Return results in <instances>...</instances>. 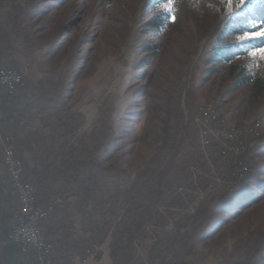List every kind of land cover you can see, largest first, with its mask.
<instances>
[{
    "label": "rangeland",
    "instance_id": "1",
    "mask_svg": "<svg viewBox=\"0 0 264 264\" xmlns=\"http://www.w3.org/2000/svg\"><path fill=\"white\" fill-rule=\"evenodd\" d=\"M148 2L0 0V25L20 67L14 71L27 80L34 95L50 97L55 91L63 94L76 116L66 136L54 127L53 121L46 126V116H38L32 109L23 135L31 129L51 146L67 142L76 150V160L85 165L81 170L85 185L81 186L66 185L59 172L51 173L45 187L49 203L43 204L39 199L38 207L54 204L60 198L62 204L46 221L57 217L70 228L72 237L64 248L74 241L71 260L77 262V257H83L80 252L84 248L83 251L94 253L97 261L92 264L101 260L106 264L105 257H110L115 249L113 229L103 238L99 229L88 227L85 213L78 209H92L97 202L94 189L91 197L85 193L90 173L97 172V185L104 194L129 189L138 178H142L138 188L143 192L149 185L156 189L152 179L144 175L156 168L165 176L164 198L153 204L168 223L165 228L154 223L145 226L134 242L128 264H152L149 254L164 231L174 233L176 217L194 216L198 210L209 216L214 214L215 220L201 217L183 227L181 232L187 234L192 254L185 257L173 247L165 264H224L230 257L235 261L251 258L260 262L262 254L249 235L264 224V194L253 186L252 199L243 190L250 171L247 164L252 159L264 164V92L257 94L247 85L233 89L235 78L227 68L208 71L207 36L211 29L205 20L216 16L218 0L177 6L175 21L168 25L164 36L156 34L150 41L156 52H151L150 57L138 52V46L149 40V29L140 32L151 19ZM11 6L24 10L20 13V30L12 22L14 15L9 16ZM145 63L146 70L142 71ZM176 86L184 89L180 105L185 117L175 129L172 146L161 150L162 129L170 105L166 92L176 90ZM6 93L11 96L13 92ZM16 106L17 110V103ZM2 131L0 127V134L9 137ZM16 142L11 138L12 147ZM0 147L4 159L1 143ZM36 153L46 156L37 144L32 149L25 148L23 163L27 171L34 166ZM148 179L150 183L146 185ZM261 179L264 181V174ZM29 180L38 196L35 180ZM240 193L244 197L236 212L230 215L223 211L220 201L228 197L231 204ZM99 206L97 212L102 210ZM58 210L67 216L60 212L57 215ZM97 212L95 221L99 220ZM210 223L211 229L200 235ZM184 224L182 221L181 226ZM156 264L163 262L157 259Z\"/></svg>",
    "mask_w": 264,
    "mask_h": 264
},
{
    "label": "trees",
    "instance_id": "2",
    "mask_svg": "<svg viewBox=\"0 0 264 264\" xmlns=\"http://www.w3.org/2000/svg\"><path fill=\"white\" fill-rule=\"evenodd\" d=\"M201 0H174V4L169 5L168 0H149V13L152 12L151 19L146 22L140 32H145V29H149L148 44L138 46V52L142 53L145 57H150V53H155L156 46H152L150 42L152 37L156 34L164 36L168 25L172 22V17H175V11L177 6L183 3H189L195 6ZM219 5L215 9L216 16H208L205 23L211 33L207 36L209 58L206 61L209 67V72L214 73L220 69L227 68L228 71L234 76L235 83L233 89L240 86L247 85L252 89L254 88L257 94L264 92V59L252 57L250 53L261 47H264V38H245L247 34L258 30L259 27L264 26V0H246L241 4L240 0H218ZM29 8V7H28ZM27 8V10H28ZM36 9L37 7L31 6ZM1 10V8H0ZM26 10V13H27ZM13 24L20 30L19 25L21 23L20 13H23V9L20 6L10 7ZM10 41L7 38L6 32L3 31L0 25V71L3 70H18L20 67L15 61L10 46ZM146 60V58H145ZM147 60H149L147 58ZM147 63L141 65L142 71L146 70ZM262 66V67H261ZM182 81L180 80V83ZM168 89L166 97L170 99L169 110L167 114V122L162 129L163 142L161 150L168 149L172 146L175 129L179 128L182 123L185 113L184 108L181 107L180 101L184 95V89L176 86V90L172 91ZM193 89H190L192 94ZM29 87L27 80L22 78L20 85L16 87V90L11 94V98L18 104V109L13 115L4 123H0V127L6 136L17 140L13 147L18 157L25 163L23 157L25 148L32 149L35 144L39 145V150L45 152V157H40L39 154H34L33 161L34 166L28 171L25 169L24 179L28 182L29 178L35 180L34 184L37 188L38 206L41 203H49V195L45 189L48 180L51 178L49 175L54 172H59L64 178L66 185H85L82 184L81 170L85 168V165L76 160V150L70 148L65 143H55L54 145L48 144L46 139H42L37 133L29 129L24 134L25 127L30 120V111L34 109L38 116H46L45 125L54 122V127L59 131H64L65 135L71 131L70 123L75 122V117L71 113L64 100L63 94H57L55 91L53 96L43 97L42 94L34 95ZM174 99V100H173ZM173 100V101H172ZM37 101V102H36ZM177 106V107H176ZM177 108V110H176ZM174 116V124H172V114ZM49 123V124H48ZM51 127V126H50ZM174 127V129H173ZM21 135L24 139L21 140ZM2 148L0 147V152ZM262 155L264 156V146L261 147ZM247 164V163H246ZM25 165V164H24ZM249 172L246 176L245 189L243 190L246 197H252L253 186L255 190L264 194V181L261 179V175L264 174V164L259 163L257 160L252 159L247 164ZM57 173V175H60ZM145 177L152 179V184L156 186L144 187L143 192H140L141 188H138L139 182L142 178H138L136 182H133L129 189H117L113 193L104 194L99 190L97 185V172L92 171L89 175V184L85 193L91 197L93 189L98 194L96 204L91 208L81 209L79 211L84 214L85 221L88 227H94L102 232L103 238L107 236L110 230L113 229V238L115 240V249L110 253V258L113 264H128L132 260V253L134 250V242L143 234L145 226L147 224H158L160 227L165 228L168 220L164 214L157 210L154 204H158L163 201V183L164 174L157 172L156 168L147 170L144 173ZM0 178H5L2 182L3 190L8 193L15 205L10 208V214L13 221V227L16 226V215L19 211L17 202V194L10 181L9 174L4 167L3 157L0 154ZM150 183L149 179L146 183ZM86 188V186H85ZM135 195L133 199L132 195ZM243 194H237L235 199L230 204L229 198H223L220 201L223 211L232 215L236 212L238 203L243 199ZM39 199L41 203H39ZM154 203V204H153ZM99 205L102 206L101 212ZM173 205V204H171ZM124 208V211L122 210ZM5 203L0 198V224L2 220ZM64 216L68 213L58 210ZM99 213V220L95 221V213ZM209 218L211 222L215 220V215L210 216L205 214L203 210H198L194 216H184L180 218L176 217L174 222V233H167L164 231L163 236L157 242L156 247L152 249L149 254V261L152 264H156L157 259H161L165 264L166 257L170 256L171 249L178 248L185 257L192 254L188 244L190 240L187 234L182 233V228L189 227L193 220L199 218ZM182 221L185 222L184 226H181ZM68 225V224H66ZM41 229L46 236L48 242L53 246V260L54 264H69L73 255L72 246L75 245L71 240L70 247L65 249L63 246L69 243V227L66 228L63 220H58L57 217L51 218L45 221L41 225ZM211 229V223L208 224L203 230L202 234H206ZM85 230V229H84ZM64 231V232H63ZM88 232V230H85ZM250 239L254 242L257 252L262 254L260 262L247 259L245 261H235L231 257L224 261V264H264V224L259 225L250 233ZM159 247L161 248L158 252ZM84 249V248H83ZM81 250V256H85V250ZM83 251V252H82ZM79 254V255H80ZM223 264V263H222Z\"/></svg>",
    "mask_w": 264,
    "mask_h": 264
},
{
    "label": "built area",
    "instance_id": "3",
    "mask_svg": "<svg viewBox=\"0 0 264 264\" xmlns=\"http://www.w3.org/2000/svg\"><path fill=\"white\" fill-rule=\"evenodd\" d=\"M21 81V74L14 70L0 71V86L10 93L16 90ZM0 141L1 146L3 145L4 167L17 194L19 206L15 217L16 226L10 233L9 240L18 245L23 253H31L38 264H54L53 247L44 235L41 225L54 213L56 206L62 204V200L58 198L54 204L39 208L36 189L32 183L24 179L25 166L12 147L11 138L0 134ZM76 260L80 264H92V261H97L89 249L85 251L84 257H77ZM75 262L71 260L69 264Z\"/></svg>",
    "mask_w": 264,
    "mask_h": 264
},
{
    "label": "crops",
    "instance_id": "4",
    "mask_svg": "<svg viewBox=\"0 0 264 264\" xmlns=\"http://www.w3.org/2000/svg\"><path fill=\"white\" fill-rule=\"evenodd\" d=\"M16 107V103L13 102L6 93V90L0 87V123L6 122L13 115ZM4 180L3 178L2 182ZM0 198L3 199L5 203L0 224V264H38L36 258L31 253H23L18 245L9 240V235L14 228L10 208L14 206L15 203L10 195L3 190L2 184L0 186ZM105 258L106 264H112L110 257L106 256ZM102 262L101 260L99 264H103ZM75 264L80 263L76 262Z\"/></svg>",
    "mask_w": 264,
    "mask_h": 264
},
{
    "label": "snow or ice",
    "instance_id": "5",
    "mask_svg": "<svg viewBox=\"0 0 264 264\" xmlns=\"http://www.w3.org/2000/svg\"><path fill=\"white\" fill-rule=\"evenodd\" d=\"M240 2H241V4H243V3L246 2V0H240ZM168 4L169 5L174 4V0H168ZM172 20L174 22L175 21V17H172ZM245 38H247V39L264 38V26H261V27L258 28V30L247 34ZM250 55L252 57H254V58L259 56L260 58L264 59V47H261V48H259L257 50L252 51L250 53Z\"/></svg>",
    "mask_w": 264,
    "mask_h": 264
},
{
    "label": "bare ground",
    "instance_id": "6",
    "mask_svg": "<svg viewBox=\"0 0 264 264\" xmlns=\"http://www.w3.org/2000/svg\"><path fill=\"white\" fill-rule=\"evenodd\" d=\"M215 116V115H214ZM14 229V228H13Z\"/></svg>",
    "mask_w": 264,
    "mask_h": 264
}]
</instances>
